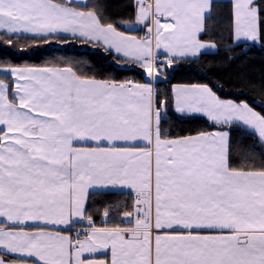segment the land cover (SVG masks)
Listing matches in <instances>:
<instances>
[{"label": "snow or ice", "instance_id": "6c2138e0", "mask_svg": "<svg viewBox=\"0 0 264 264\" xmlns=\"http://www.w3.org/2000/svg\"><path fill=\"white\" fill-rule=\"evenodd\" d=\"M73 42L141 79L0 60V264H264V109L172 83L264 50V0H0V47Z\"/></svg>", "mask_w": 264, "mask_h": 264}, {"label": "trees", "instance_id": "16d2710c", "mask_svg": "<svg viewBox=\"0 0 264 264\" xmlns=\"http://www.w3.org/2000/svg\"><path fill=\"white\" fill-rule=\"evenodd\" d=\"M137 34L143 35L144 33ZM241 51L238 50L235 55L239 56ZM225 55L221 51L219 56H204L198 63L191 66V71L187 70V65L182 66L185 70L176 72L172 83H210L215 86L219 82L224 85L219 92L222 97L246 100L256 110L264 109V91H262L264 89V50L259 46L254 47L246 56H240L239 59L231 61L225 59ZM5 58L7 62L17 65H42L58 60H83L86 62L82 66L83 70L92 69L90 75L112 76L121 80L125 78L141 79L136 72H116L117 65L106 53L100 49H94L90 45L76 42L66 45L53 43L27 51H17L5 45L0 47V60ZM173 127L176 132L187 133L208 128V124L200 118ZM127 199L126 196L119 195L97 197L95 207L101 211L96 215V222L100 224L104 221L102 209L107 206V201L123 204Z\"/></svg>", "mask_w": 264, "mask_h": 264}, {"label": "crops", "instance_id": "0c3cea01", "mask_svg": "<svg viewBox=\"0 0 264 264\" xmlns=\"http://www.w3.org/2000/svg\"><path fill=\"white\" fill-rule=\"evenodd\" d=\"M221 1H223V0H221Z\"/></svg>", "mask_w": 264, "mask_h": 264}]
</instances>
